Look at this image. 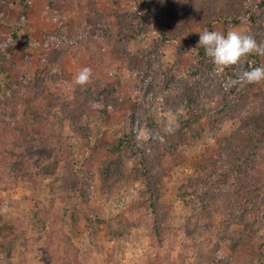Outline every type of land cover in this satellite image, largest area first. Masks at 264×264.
I'll return each mask as SVG.
<instances>
[{
  "label": "rangeland",
  "instance_id": "rangeland-1",
  "mask_svg": "<svg viewBox=\"0 0 264 264\" xmlns=\"http://www.w3.org/2000/svg\"><path fill=\"white\" fill-rule=\"evenodd\" d=\"M236 1L166 0L165 17L180 38L164 40L154 54L162 24L153 16L147 31L138 28L139 16L156 6L154 0H0V48L8 43L0 52V100L9 96V82L18 87L12 105L0 108V264H200L198 253L207 254L216 237L200 227L196 239L190 238L194 220L189 223L176 190L214 142L210 121L188 132L185 164L171 168L166 179L172 229L161 245L151 236L153 218L143 208L136 160L120 159L107 147L131 133L140 141L159 140L157 133L164 137L180 126V116L189 117L185 109L168 107L182 82H196L192 73L199 57L186 48L187 36L199 40L205 30H239L264 45L261 0H250L254 9L239 22L205 24L212 10L223 5L229 10ZM190 19L196 23L180 30ZM258 57L253 66H264V56ZM148 62L153 69L142 83ZM247 65L245 58L233 69L218 74L214 67L210 73L223 86L225 75ZM85 67L92 76L81 87L73 78ZM170 70L172 76L165 74ZM23 74L27 82L19 81ZM237 86L252 100L264 97V82ZM143 101L151 103L162 131L141 127L135 112ZM238 126L228 121L222 133ZM68 168L79 174L90 199L63 190ZM115 170L120 176L109 190L104 172ZM261 194L258 245L264 243V189ZM220 247L219 257L229 260L228 246Z\"/></svg>",
  "mask_w": 264,
  "mask_h": 264
},
{
  "label": "trees",
  "instance_id": "trees-1",
  "mask_svg": "<svg viewBox=\"0 0 264 264\" xmlns=\"http://www.w3.org/2000/svg\"><path fill=\"white\" fill-rule=\"evenodd\" d=\"M249 1L237 0L235 4L229 5V10L225 5L212 10L211 17L205 24L210 26L218 20L230 19L239 22L254 9ZM260 3V8L264 9V0ZM154 4L156 6L152 7L149 13L139 16L138 28L142 32L147 31L153 16L162 24L161 39L153 46L155 54L164 40H177L180 35L173 31L172 25L165 17L166 0H154ZM193 21L190 19L189 23H183L180 30L194 25L196 21ZM198 41L193 36H187L185 39L186 48L199 57L192 73L196 82H182V92L170 96L174 103L168 105L175 112L185 109L189 117L180 116V126L172 133H163V142L154 139L140 141L137 135L131 133L124 135L120 145L108 146L107 150L115 156L126 155L129 159L136 160L134 173L145 188L143 208L153 218L151 236L161 245L165 243L172 229V208L166 197V179L170 176L171 168L185 164L184 151L190 145L187 140L188 132L200 121L208 119L214 142L201 153L187 182L176 190L178 199L189 211V223L192 224L194 220L190 238L196 239L200 227L216 237V241H210L211 250L207 254L198 253V262L264 264V243L258 245L257 233V218L263 209L261 192L264 189V97L252 100L240 86L226 89L218 85L210 73L215 67L211 58L207 57L203 48L194 49ZM5 48H8L6 40L2 43L0 52ZM151 61L154 62V59ZM247 61H255L258 64L259 57L253 53L247 57ZM152 69V62H148L146 75L143 73L141 76L142 83L148 81ZM165 74L172 76V71H165ZM18 79L20 82L29 80L24 74ZM14 86L10 82L6 85L5 91L9 96L5 101L0 100V108L3 110L12 105L10 100H13L14 93L18 92V87ZM151 86L152 84L147 85L148 90ZM260 103L262 107L259 108ZM150 105L151 103L143 101L136 109L141 127L147 126L148 129L162 131L163 125L150 112ZM233 120L239 122V126L229 133H222L226 122ZM196 138L200 141L202 137L197 135ZM104 173L109 174L108 171ZM107 175L103 182L110 190V183L120 176V172L115 170L111 175ZM63 177L62 188L65 192L75 190L83 200L90 199V192L84 190L79 174L76 175V172L68 168ZM252 217H255L254 222H251ZM218 218L221 221L217 223ZM215 228L219 229L214 231ZM260 236L264 237V233ZM221 244H226L230 249L232 257L229 260L219 257ZM251 247L254 248L250 251Z\"/></svg>",
  "mask_w": 264,
  "mask_h": 264
},
{
  "label": "clouds",
  "instance_id": "clouds-1",
  "mask_svg": "<svg viewBox=\"0 0 264 264\" xmlns=\"http://www.w3.org/2000/svg\"><path fill=\"white\" fill-rule=\"evenodd\" d=\"M200 48L211 58L218 74L223 73L226 68L239 65L253 53L264 56V45L257 44L251 35L239 30H230L226 34L205 30L200 34L194 49ZM91 76L92 70L85 67L74 76V83L83 87ZM260 82H264V66L254 67L250 64L247 71L238 74L234 80L230 79L224 86L227 88L230 84L250 85Z\"/></svg>",
  "mask_w": 264,
  "mask_h": 264
},
{
  "label": "built area",
  "instance_id": "built-area-1",
  "mask_svg": "<svg viewBox=\"0 0 264 264\" xmlns=\"http://www.w3.org/2000/svg\"><path fill=\"white\" fill-rule=\"evenodd\" d=\"M247 62H248V65L247 66H248V69H249V65L251 64L253 66V63H252V61H247ZM248 69L246 68L245 71H247ZM242 72H243V70L238 71V68H237V70L235 72H233V73L231 72V73H229V75H225L224 80H226L227 82L230 79L231 80H234V79H236V76L238 74L242 73ZM215 73H217V72L215 71ZM211 74H213V73H211ZM219 74H221V73H219ZM224 85L225 84H223V87H225ZM236 85L237 84H230L226 89L231 88V87H236ZM154 137H155V139H159V140H163L164 139L163 136L160 133H157V135H155Z\"/></svg>",
  "mask_w": 264,
  "mask_h": 264
}]
</instances>
